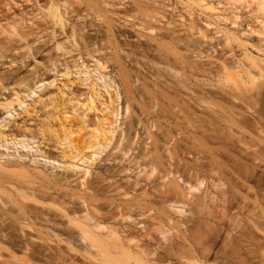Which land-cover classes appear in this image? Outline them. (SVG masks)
<instances>
[{"label":"rangeland","instance_id":"1","mask_svg":"<svg viewBox=\"0 0 264 264\" xmlns=\"http://www.w3.org/2000/svg\"><path fill=\"white\" fill-rule=\"evenodd\" d=\"M256 1L253 2L252 7L257 5L259 2L264 3V0ZM16 2L17 4L13 8L10 7V9H8V7H2L3 13L0 15L2 16L1 21L3 20L2 24L10 22L11 18L19 19L23 17L24 21H29L26 23L27 26L29 25V28L31 26L30 24H33L32 29L26 28L25 31L31 30L36 32V29H40L41 26L38 25V17H36L38 16V12L35 11L33 2L25 3L23 0H16ZM223 15H228V13ZM247 17L250 21L255 20L251 15L250 17H252V20L249 15ZM260 18L263 19V16H260ZM260 18L258 19L259 21ZM45 27H47V25H45ZM38 31L39 30H37V32ZM90 34L93 36L94 33L92 32ZM28 38L30 41L32 40L31 36ZM66 47L67 51L71 50L72 52L66 54L65 56H61L60 52H58L57 55L52 53L54 58H56V56L60 58L59 64L67 63L68 66L75 64L78 66L84 65L86 68L92 70L93 62L85 56L84 48L81 44L77 43V46L68 44ZM79 52L80 54L83 53L81 54L80 61L77 60L80 56ZM72 56L77 62H73ZM134 60L130 62V59L127 58L122 61L117 59L115 56L112 57L109 64H107V66L109 65L107 72L110 70L114 71L108 75L107 72H105L102 78H100V82H98L102 91L101 95H98V93L96 94V91L91 89L89 86L85 87L79 83L73 84L70 87L69 83L76 79L74 76H69L67 78L59 77L57 79H54L52 75L46 76V81L43 85H38L33 89L31 94L30 92L24 93V91L29 89V85H27V83L26 86H20L18 88L19 90H16V92L21 91L19 94L22 97L25 96V99H22L24 102L23 105L18 106L16 104L15 109L12 112L0 119V124L11 126L13 122H16L15 125L21 126L23 129L30 130L35 134L39 132L40 128H42V130L47 129V138L52 140L45 149L51 157H55L56 159H47L45 154H43V152L38 148V142L36 140L30 141V138L25 136L14 141V144H17V153L24 155V159L19 160L21 166L24 168L28 167L27 169L30 168L29 170L32 169L34 172L41 171L43 169V174L48 176L50 180L52 178H59L60 173L61 175L63 172L66 173L63 169L67 167V163H70V158L68 157V155H70L69 152L78 153L83 151V155H87L91 152L88 147L92 145L91 136L92 134H95V130L102 127L104 123L111 124L109 127V130L112 132L110 143L106 149L103 150V148H100L93 157L95 159L98 156V159H104L108 156L107 158L110 160V163H103L105 161L101 162V165L99 164L100 162L96 163L93 161H90L88 165L78 163V168H70L71 170H68L69 172L67 171L65 174L68 176L75 173L80 174L84 169H86L88 170L86 180H94L93 182H97L95 181L96 179L100 180V182L105 179L107 180V182L104 181L100 185L97 184L99 181L96 184L94 183L96 190L92 187L88 191L90 194L88 195L89 197L86 198V209L89 210L92 215L94 211L97 212V214H100V217L104 218H108V216L110 217L112 211V216H115V214L116 216L117 214L120 215L117 217L118 219L122 214V217L126 215L127 217L125 216L121 218V220L119 219V226L122 228L125 227L126 229L127 227L130 228L129 231L132 236L130 237L133 238L131 239L129 237V240L131 239L130 245H135L133 247L134 249L130 247L133 251H138L139 248L140 250L142 248L141 251L147 249L150 253L155 254L154 252L156 250L158 254H161V251L167 247L166 243L168 245L172 242V240L175 241L174 243H177V241H179L177 236L179 237L180 231H186L187 227L190 228L191 224H195L199 226L200 231L199 233L197 232L198 234H203L204 236L208 235L210 237L212 236V241L209 242V245L211 246L210 250L213 253L210 254L211 256H208L210 259H207V262L204 264H264V93L261 92L264 90V86L262 87L261 85V81L263 83L264 78H259L261 80L256 79L253 85L254 90L252 89V91L255 92L253 93L250 91L251 94L250 92L247 94L241 93V97L239 98L238 96V102L233 99L230 101L221 100L220 102V99L218 98H206L204 100L202 97L205 96V92H202L200 82H196V80L189 77L188 74L186 76V73L183 74V72L180 71L182 72H178L180 75H174L169 72L168 74L167 72L163 73L161 71L162 74L161 72H157L160 76L156 75V72H154L153 75L145 72V67L148 68L149 65L148 62L146 63L145 60L143 62L141 58H134ZM41 61V57H38L37 62L41 63ZM27 65H30L27 69L29 70L34 64L33 62L28 61ZM45 66L46 65H42L39 67L41 74L46 72V69L44 68ZM32 73H29V75ZM155 75L159 76V79L158 77H154ZM175 77L178 78V80H176ZM183 77H185L184 80ZM28 79H31V77H28ZM82 80H90V75H81L79 81ZM159 80L161 81L159 82ZM164 80L172 84H182L186 88L183 89L184 87H182L180 92L181 94H178L179 97L176 96V101L178 102L177 104H174L175 102H171V104L168 105L165 103L163 99L165 91H163L164 86L162 85L164 84ZM184 83H187L186 86ZM197 83L199 84L196 85ZM259 83L260 86H258L259 89H257L256 87ZM63 84L67 87L60 88ZM13 88L14 87H9L8 90L4 91V94L6 96L10 95V91L13 90ZM188 88L194 89L191 90ZM160 89H163V92L160 91ZM187 89L188 92L186 91ZM189 90L191 92H189ZM192 91L195 92L192 93ZM158 93L160 94L158 95ZM27 95L29 96L27 97ZM242 96H245V98ZM259 98H263V101ZM241 99H245L244 101H247L244 102ZM37 100L44 101V103H34V101ZM52 100H54V103H52ZM203 100L207 101L205 103H208V105L204 104ZM231 101L235 102V104H239H233L235 107H232L233 105H231ZM172 104H174V106ZM227 107L235 111L240 109V112L238 111L239 114L243 113L241 115L236 113L235 116L234 112L233 116V111H229V108ZM32 108L33 110L31 111ZM255 110H257L258 113ZM228 113L229 115H232L229 117L226 116ZM225 118L230 121L227 120L225 122ZM64 119L67 121L66 124H62ZM134 120L139 122V129L136 130L135 133H132V123ZM234 123L240 124L236 125ZM52 130L55 132L50 135ZM64 131L69 133L71 144L70 149H66V153L63 156L62 150L64 147L57 148L56 139L62 138ZM54 135H56V138H54ZM132 140L135 146L133 145L130 148ZM9 152V150L5 151L7 156L10 155ZM111 162L114 163L112 164ZM91 164H93V166H91ZM32 170L31 172H33ZM101 178L103 180H101ZM22 180L24 182L29 181L27 178H23ZM109 180H113L112 184L113 182L114 184H108L110 183ZM135 181H139L137 182L138 184L136 183L138 187L134 188L136 191L130 189V186L132 183L135 184ZM37 182L38 181L36 180V186L33 185L31 187L36 193L33 197L35 200L31 199L35 201L34 204L30 203H33L31 200H27L29 202L27 203L26 200L23 201L22 198V200H20V198L18 199V196H15L16 194L14 193V190H9L12 198V200L10 198L11 202L7 196H4V198H6L4 201H0V264H39L40 262V264H63V258L66 259L67 264H88L89 262L86 258H83L87 257L84 249L82 251L81 248L78 249L77 247V250L76 247H73L70 244L68 247L66 245H68L69 242H65V240L68 241L67 234L70 232L69 227L72 228V226L68 227L66 224V222L68 223L72 218L69 215H74V217L77 215V217H79L86 213L84 211L83 213L78 209L79 206L77 207L75 205V203L78 205L79 201L76 194L77 189L75 187L72 188L71 186L66 188L62 187L63 189L60 187L62 190H59L58 187H52L53 185H51L52 188L47 187L48 190H46L41 181V186H39L41 183ZM117 186H119L117 188L119 189L117 190L118 193L117 191H114L116 190L114 187ZM67 188H69V190ZM98 188L99 191L97 190ZM183 188L186 189V191ZM107 189L110 190V193ZM58 192H60V198ZM104 193H107L108 195ZM115 193L118 195L116 194L117 196H114ZM126 193L127 195H124ZM110 194L114 195L112 196ZM139 194L142 195L140 196ZM47 195L50 196L49 199ZM174 195L177 196L175 197ZM70 196H76V198L74 199ZM41 197L45 198L43 199ZM124 197L132 212L128 209V206L125 205L126 201ZM89 198L90 201H88ZM60 199H63V204H68L67 206L73 202L74 204H70V209V207L68 208L67 206H63V204L61 205V203H59L61 201ZM177 201H181L182 203ZM39 202H41L42 205ZM173 202H175V204ZM116 203L119 204L117 205ZM167 203H170L169 205L180 206L182 214L179 218L172 214L173 212L168 208L169 205ZM55 204L58 207H61V209L65 207L62 211H68V216L66 214L64 216L63 213L61 214L60 208H58L60 210L58 212ZM160 204L163 205L161 206ZM51 205L54 206L52 207ZM205 205L207 209L205 208ZM90 206L94 210L91 209ZM124 206L127 208H124ZM100 207L102 210H100ZM115 208L118 211H116ZM160 208L161 210L165 209L161 211ZM68 209H70L72 213ZM75 209L81 211L80 214H82H77L76 212L78 211H75ZM74 211L76 214L73 213ZM101 212L103 213L102 215ZM120 212L122 213L120 214ZM135 212L139 215L137 216V213ZM54 213H57V215L60 214L63 219H61L62 217L60 216L58 217L53 215ZM27 214H31V216ZM94 214V216L97 217V214ZM160 214L162 216H160ZM50 215H52L55 219L58 218V222L55 219L54 222L52 216ZM43 217H45L44 220L42 219ZM65 217L71 218L68 220ZM167 217H171L173 221H176L175 225L177 223H186L187 226L178 228L175 225L173 226V221H171L173 224L171 222L170 224H165L164 221L167 220ZM46 218H50L52 221H50V219H47L49 220L47 221ZM130 219L134 220H131L130 222ZM204 220L206 221L204 222ZM134 221L137 222V226H135L136 223H134ZM48 223L53 227H49ZM128 223H131V225ZM55 224H59V226H56ZM169 225L170 227L171 225L172 227H176L171 230V233L167 232V230H170L168 228ZM177 226H179V224H177ZM61 228L64 229L65 232L63 230L61 231ZM147 230L149 233H146L148 232ZM66 231L68 233H66ZM162 231L164 235L161 233ZM52 232H55L54 236ZM61 232L62 234H65L60 235L59 233ZM22 233L24 234V238ZM48 234L51 236H48ZM123 234L122 236H125L126 233L124 235ZM55 236H58L57 238L60 237V239H57ZM169 236L170 240L167 241ZM175 238L177 240H175ZM35 239L40 240L38 242L35 241ZM62 239L63 241H61ZM136 239L138 244L141 243L140 247L137 246L138 249L136 248V245L138 244H133L137 242ZM45 240L50 241L51 243H47ZM36 242L38 244H35ZM39 246H43V248H40ZM70 247L74 248L72 249L73 251L68 250ZM144 252L149 253L147 251ZM59 253L62 254H60L61 258H59ZM157 253L155 255H157ZM77 259L79 260V263ZM66 261L64 260V264H66Z\"/></svg>","mask_w":264,"mask_h":264},{"label":"bare ground","instance_id":"2","mask_svg":"<svg viewBox=\"0 0 264 264\" xmlns=\"http://www.w3.org/2000/svg\"><path fill=\"white\" fill-rule=\"evenodd\" d=\"M254 1H256V0H23V2H25V3L33 2V6H35V11L38 12V16H36V17H38L37 18L38 25H40L41 27H40V29H36V32H33L31 30L25 31L26 28L32 29L33 24H30L31 26L29 28V25L28 26L26 25V23H28L29 21L28 22L24 21L23 17L19 18V19L11 18L10 22H5V24H2L3 20L1 21L2 16H0V22H1L0 23V119L3 116L8 115V113L12 112L15 109L16 104L18 106L23 105L24 102L22 101V99H25V96L22 97L19 94V92H21V91L16 92V90H19L18 88L20 86H22V85L26 86V83H27V85H29V87H28L29 89L27 91H24V93L30 92V94H31V92H33L34 88H36L38 85H43V83L46 81V79H45L46 76H49V75H52L54 79H57L59 77L67 78L69 76H74L76 79L73 82L69 83L70 87L73 84L79 83L80 85H83L85 87L89 86L91 89L96 91V94L98 93V95H101L102 91H101V88H100L98 82H100V78H102L103 74L105 72H107V69L109 68V65L107 66V64H109V61L114 56L117 59H120L122 61L128 58V59H130V62L132 60H134V58H136V59L141 58L143 60V62L145 60V62L146 63L148 62V64H149V65L147 64L148 68L145 67L146 68L145 72L151 73L153 75H154V72H156L155 74L160 76V74H157V72H161V71L163 73L169 72L170 74H174V75L175 74L180 75V73H182V72H183V74L186 73V76L188 74L189 77L194 78L196 80V82L197 81L200 82V84L202 86V92H205V94H204L205 96L202 97L204 100L206 98L207 99L218 98V99H220V102H221V100H223V101L229 100L230 101L231 99H233L234 101L237 100V102H238V96L240 98L241 93L247 94L250 91H252L254 81L256 79L258 80L259 78H264V3L259 2L258 4L256 3L257 5H254V7H252ZM16 4H17L16 0H0V15L3 13L2 7L3 8L8 7V9H10V7L13 8ZM225 13H228V15H223ZM246 15L247 16L249 15V17H250V15L253 16V18L255 20H252V17H250L252 21L248 20L247 19L248 17ZM259 15L261 17L263 16V19H261ZM258 16L260 18V21L258 20L259 19ZM33 18L36 19L35 17H33ZM5 20L8 21L7 19H5ZM45 25H47V27H45ZM37 30H39V31L37 32ZM92 32L94 33L93 36L90 34ZM30 36L32 37L31 41L28 38ZM77 43H79L83 46L85 56H87V58L90 59L91 62H93L92 70H90L89 68H86L84 65L78 66L77 64H75L72 66H68L67 63L59 64L60 58L58 56H56V58H54V56L52 55V53H55L57 55V53L60 52L61 56H65L66 54L72 52L71 50L67 51L66 46L68 44H71L73 46H77ZM44 52H45V54H44ZM81 54H83V53H81ZM81 54L79 52L80 56L77 55V56H79L77 58L78 61H80V59H81L80 58ZM38 57H41V59H42L41 63L37 62ZM82 58H83V56H82ZM72 60H73V62H77L76 60H74L73 56H72ZM28 61H31L34 64L33 67L29 70H27L30 67V65H27ZM42 65H46L44 67L46 69V72L44 71L45 73H43V74L40 73L41 70L39 69V67ZM79 68H80V71H79ZM113 71L114 70H110L109 72H107V75L111 74ZM180 71H182V72H180ZM23 72H24V74H23ZM135 72H137V71H135ZM162 72H161V74H162ZM178 72H180V73H178ZM29 73H32V74L29 75ZM88 74L90 75V80L79 81V78L81 75L85 76ZM156 75L154 77H158V79H159V76H156ZM28 77H31V79H28ZM147 77H148V75H147ZM181 77H179V78H181ZM184 78L185 77H183V80H184ZM176 80H178V78H176ZM259 80H261V79H259ZM150 81H152V80H150ZM160 81L161 80H159V82ZM184 84L186 86L187 83H184ZM198 84L199 83H197L196 85H198ZM162 85L164 86L163 87L164 90L163 89L162 90L165 91V96L163 97L165 103L167 105L171 104V102L172 103L175 102L174 104H177L178 102L176 101V96H178V94L181 92L182 87H184V86L182 84H181L182 85L181 86L178 83L172 84V83L166 82L165 80H164V84H162ZM261 85H262V87L264 86V79H263V83L261 81ZM258 86H260V83H259V85H257V87H256L257 89H259ZM9 87H11V88L14 87V88H13V90L10 91L11 94L6 96L4 94V91L8 90ZM65 87H67L65 84L60 86V88H65ZM190 87H191V85H190ZM183 89H186V88L184 87ZM188 89L192 90L194 88H188ZM188 89L186 90L187 92H188ZM162 90L160 89V91H162ZM196 90H197V88H196ZM186 91H185V93H186ZM189 92H191V91L189 90ZM194 92L192 91V93H194ZM261 92L264 93V90H262ZM159 94L160 93H158V95ZM250 94H251V92H250ZM259 94H260V92H259ZM29 95H27V97ZM255 95H256V93H255ZM235 97H237V98H235ZM242 97L245 98V96H242ZM263 98L262 99L259 98V99H261L263 101ZM161 100H162V98H161ZM241 100L244 101L245 99H241ZM246 101H244V102H246ZM36 102L44 103V101H41V100L34 101V103H36ZM205 102H207V101H204V104H206ZM231 102H232L231 105L235 104V102H233V101H231ZM52 103H54V100H52ZM174 104H172V105L174 106ZM206 105H208V103ZM235 105H233L232 107H235ZM229 107H227V108H229ZM239 108H241V107H239ZM32 110H33V108L31 109V111ZM221 110H222V108H221ZM227 111H228V109H227ZM229 111H231V112L233 111V113H232L233 116H234V112H235V116H236V113L239 114L240 109L238 110L239 111L238 112L237 110L235 111V110H233V109L231 110L229 108ZM255 111L257 112V110H255ZM224 112H225V110H224ZM242 113H240L239 115H241ZM231 115H229V113H228V115H226V116L229 117ZM221 119H223V118H221ZM237 119H239V118H237ZM227 120L230 121L229 119H227ZM227 120L225 118V122ZM257 120H260V119H257ZM235 122H237V121H235ZM245 122H246V117H245ZM257 122H260V121H257ZM15 123L16 122H13V124L11 126H7L6 124L5 125L0 124V149H1L0 150V201H4L6 199V198H4V196H7V198H9V200H10L11 193L9 192V190H11V191L14 190L15 192L14 191L13 192L16 194L15 196H18L17 198L18 199L20 198V200H22V199H23V201L26 200L27 203H29L28 201L31 199L35 200V198H33V197L36 193L31 187L33 185H35L36 180L38 182L41 181L44 184L46 190H48L47 187L49 188V187H51V185H53L52 187H58L59 190L62 187L63 188L71 187V186H72V188L75 187L77 189L76 194H77V198L79 200V201L77 200L78 205H77V203H75V205L77 207L79 206L78 207L79 210H81L82 212L84 211L86 213L81 215L82 214V213L80 214L81 211H79L78 209H75V211L76 210L78 211L76 213L81 215V216L77 217V215H76L74 217V215L73 216L69 215L72 218L71 217H69V218L65 217L68 220L71 218L68 223L66 222V224L68 227L72 226V228L69 227L70 232H69V234H67L68 235V241L65 240V242H67V243L69 242L68 245H66L68 247L71 245L73 247H76V249H77V247H78V249L81 248L82 251L84 249L85 250L84 252L86 253L87 257H83V258H86V260L89 262L88 264H201V263L204 264L207 262V259H210L208 256H211L210 254L213 253V252H211V250H210L211 246L209 245V242L212 241L211 240L212 236L210 237L208 235L204 236L203 234H198L200 231L198 225L191 224L190 228L187 227V229H189V230L186 229V231L184 230L181 232L180 231L181 228L184 226L186 227L187 224L185 223L186 224L185 225L182 223H177V224H179V226H177V224L175 225L176 221H173V219L171 217L170 218L167 217L168 221L167 220L164 221L165 224H170V222L173 221L174 224L171 222L173 224V226L175 225L178 228L181 227L180 230H178V231H180L179 237L177 236V238H179V241H177V243H174L175 241L172 240V242H170L168 245L166 243L167 247L166 248L164 247L165 249L160 247L163 249L162 251L160 250L161 254H158L157 251L155 250L154 253L155 254L157 253V255H155L153 253H150V251H148L145 248H143V249H145L144 251H147L149 253L141 251L142 248H141V250H140V248L138 249V247H140L141 243L138 244L137 239H136L137 242L134 241L135 243H133V244H136V243L138 244V245H136V248L138 249V251L136 250V248H135L136 251H133V249H134L133 247L135 245L134 246L130 245L131 244L130 241H131V239H133V238H131L132 236H131L130 231H129L130 228L127 227V229H128L127 230L125 227L122 228L119 226L120 225L119 219L121 220V218L125 217L126 215H124L122 217V215H123L122 214L121 217L118 219L117 217L120 215L117 214V216H116V214L114 213L115 216L114 215L112 216V214H113V211H112V214L110 217L108 215H106V216H108V218H104V217H100V214H97V212L94 211V213L97 214L96 215L97 217H95L94 213L92 215L89 212V210L86 209L87 208L86 198L89 197L88 195L90 194L88 192L89 189L92 187L94 189L96 187V186L94 187V183L96 184L99 181V183H97V184L100 185L104 181L107 182V180L105 179L104 181H101V182L98 179L95 180L97 182H93L94 180L93 181L92 180H90V181L86 180L87 179L86 175L88 173V170H86V169H84L83 172H81L80 174L79 173L78 174L75 173L72 175L69 174L70 176L65 175V174L67 173L68 170H71L72 168L73 169L78 168V165H77L78 163H80L82 165H88L90 161H93L96 163L100 162L99 163L100 165H101V162H103V161H105L103 163H106V162L110 163V160H108V158H107L108 156L105 157L106 159L104 158L105 160L104 159H98V156L95 159L93 157L95 156V154L98 152V150L100 148H103V150H104L107 148L108 144L110 143L111 137H112V132L109 130V127L111 126V124L104 123V125L102 127L95 130V134H92V136H91V144L92 145H90L88 147L91 152L88 153L87 155H83V151H80L78 153L69 152L70 155H68V157L70 158V163H67L66 164L67 167H65L63 169L66 172V173L63 172L64 174L62 173V175H64V176H62L60 173L59 178H54V179L52 178L53 180L52 179L50 180V178H48V176H45L43 174L44 173V171H42L43 169L41 170L42 172L41 171L34 172L31 169L33 171V172H31V170H29L30 168L27 169L28 167L27 168L22 167L19 160L24 159V155L17 153L18 152L17 144H14V141L18 140L19 138H23L25 136H28L30 138V141L36 140L38 142V148L43 152V154H45V157L47 159L56 160L55 157L54 158L51 157L50 154L48 152H46V149H45L46 146L49 145V142L52 140V139L47 138L46 133H48V130L47 129L42 130V128H40L39 132L37 134H35V133H32V131H30V130L23 129V128H21V126L15 125ZM66 123H67V121H66V119H64V121H62V124H66ZM234 124H236V123H234ZM237 124H240V123H237ZM233 126H235V125H233ZM138 129H139V122L137 120H134L132 123V133H135V131ZM54 132L55 131L52 130L50 135H52V133H54ZM54 138H56V135H54ZM56 140H57L56 141L57 148L64 147V149L62 150V153L64 156V154L66 153L65 150L70 149L71 139L69 137V133L67 131H64L63 137L60 139H56ZM132 143H133V140H132ZM132 143L130 144V148L133 145L135 146V144L134 143L132 144ZM7 150L10 151L9 156H7L5 153V151H7ZM122 158H123V155H122ZM112 161H114V160H112ZM128 161H130V160H128ZM115 165H116V163H115ZM24 166H26V165H24ZM91 166H93V164H91ZM132 168H131V170H132ZM126 172H127V170H126ZM100 176H102V175H100ZM21 178L22 179L27 178L29 181L24 182ZM102 178H101V180H103ZM113 178H114V176H113ZM112 181H110V183H108V184H112ZM137 182H139V181H137ZM137 182L135 181V184L132 183V185L130 186V189L135 190L134 188L138 187ZM42 183L40 185L39 184L38 185L41 186ZM113 184H114V182H113ZM106 186H108V185H106ZM97 187H98V185H97ZM118 187L119 186L114 187L116 190H114V189H112V190L117 191V190H119V189H117ZM141 187H143V186H141ZM40 189H41V187H40ZM54 189H56V188H54ZM67 189L69 190V188H67ZM109 189H111V188H109ZM35 190H36V188H35ZM94 190H96V188ZM97 190L99 191V188ZM168 190H170V189H168ZM178 190H180V189H178ZM178 190H176V191H178ZM184 190L186 191V189H184ZM107 191L109 192L110 190L107 189ZM114 191H113V193H114ZM187 191H188V189H187ZM43 192H44V190H43ZM55 192H57V191H55ZM120 192H121V190H120ZM117 193H118V191H117ZM117 193H115V195L114 194L113 195L117 196L118 195ZM183 193H181V194H183ZM185 193H187V192H185ZM58 194H59V198H60L61 197L60 192H58ZM104 194H107V193H104ZM110 195H112V194H110ZM124 195H127V193ZM49 197L50 196H48V199H49ZM68 197H67V199H68ZM41 198H43V197H41ZM71 198L75 199L76 196L71 197ZM124 199H125V197H124ZM132 199H130V200H132ZM11 200H12V198H11ZM11 200H10V202H11ZM34 200H31V201H33V203L32 202H30V203L34 204V202H35ZM57 200H53V201H57ZM61 201L59 203H61V205H62L63 199ZM88 201H90V198L88 199ZM125 201H126V199H125ZM135 201H136V199H135ZM14 202H15V200H14ZM111 202H112V200H111ZM177 202L180 203L181 201H177ZM205 202H206V200H205ZM16 203H17V201H16ZM39 203L42 205L41 202H39ZM59 203H57V204H59ZM113 203H115V202H113ZM173 203L175 204V202H173ZM70 204H74V202L70 203ZM70 204H69V206H67L68 204L66 205L64 203L63 206H67L68 208L70 207V209H71ZM94 204H95V202H94ZM133 204H135V203H133ZM43 205H45V204H43ZM75 205H74V207H75ZM125 205L128 206L127 201H126ZM36 206H39V205H36ZM51 206L53 207L54 205H51ZM56 206H55V208H56ZM148 206H150V205H148ZM42 207H39V208H42ZM58 208H60L61 211ZM64 208L65 207H63V209ZM124 208H127V207L124 206ZM168 208L173 212L172 214L174 216H177L178 218L181 216L182 211H181L180 206L169 205ZM205 208L207 209L206 205H205ZM63 209H61V207L57 206L58 212L60 211L61 214L63 213L65 216V214L67 215L68 211L67 212L65 211L66 212L65 213L62 211ZM70 209H68V210L70 211ZM72 209L74 210L73 207H72ZM91 209H93V208L91 207ZM128 209L130 210L129 206H128ZM131 209H133V208H131ZM20 210H22V209H20ZM100 210H102L101 207H100ZM115 210H116V208H115ZM122 210H124V209H122ZM160 210H161V208H160ZM163 210H161V211H163ZM41 211H42V209H41ZM45 211H47V210H45ZM75 211L73 213H75ZM96 211H97V209H96ZM116 211H118V210H116ZM70 212L72 213V211H70ZM122 212H125V211H122ZM122 212H120V214ZM57 213L56 214L54 213L53 215H56L58 217L59 216L62 217L60 214L57 215ZM135 213H137V212H135ZM102 214L103 213L101 212V215ZM109 214H110V212H109ZM161 214H160V216H162ZM27 215H29V214H27ZM40 215H42V214H40ZM98 215H99V218H98ZM138 215L139 214L137 213V216ZM29 216H31V214ZM50 216H52V215H50ZM104 216H105V214H104ZM45 217H43L42 219L44 220ZM38 218H40V217H38ZM50 218H46V220L50 219ZM52 218H53V220L55 219L53 216H52ZM61 219H63V217ZM55 220H57V222H58L59 219L57 218ZM55 220H54V222H55ZM131 220H134V219H130V222H131ZM159 220H161V219H159ZM47 221H49V220H47ZM50 221H52V220L50 219ZM205 221L206 220H204V222ZM63 223H64V221H63ZM134 223H136L135 226L138 225L136 221H134ZM50 224H51V222H50ZM66 224H65V226H66ZM128 224L131 225V223H128ZM48 225H49V223H48ZM57 225L59 226V224H57ZM107 225H111V226H107ZM161 225H163V224H161ZM50 226L51 225H49V227ZM208 226H210V225H208ZM22 227H23V225H22ZM26 227H27V225H26ZM51 227H53V226H51ZM171 227H172V225H171ZM171 227L169 225L168 228L170 230L169 231L167 230V232L171 233V230L173 228H176V227H172V228ZM205 227H206V225H205ZM164 228H165V226H164ZM124 229L127 231H125ZM62 230L64 231V229L61 228V231ZM43 231H45V230H43ZM54 231H55V229H54ZM58 231L60 232L59 229H58ZM54 233H53V236H54ZM66 233H68V232L66 231ZM123 233L125 234V236H122ZM146 233H149V231ZM161 233L163 234V231ZM57 234H55V235H57ZM59 234L64 235L65 233L62 234V232H61ZM22 235L24 238L23 233H22ZM48 236H51V235L48 234ZM129 237L131 238L130 240H129ZM137 237H138V235H137ZM52 238H54V237H52ZM143 238H145V237H143ZM57 239H60V237ZM63 239L61 241H63ZM65 239H67V238H65ZM150 239H152V238H150ZM171 239H173V238H171ZM39 240L35 239V241H38V242H39ZM169 240H170V236H169V239L167 241H169ZM175 240H177V239L175 238ZM45 241H47V240H45ZM49 242L50 241H47V243H49ZM18 243H17V245H18ZM67 243H65V244H67ZM5 244H6V242H5ZM13 244H15V243H13ZM35 244H38V243L36 242ZM59 244H60V242H59ZM62 244H63V242H62ZM148 246H149V244H148ZM159 246H158V248H159ZM39 247L43 248V246H39ZM130 247L133 249H131ZM63 248L66 249L65 247H63ZM23 249H24V247H23ZM33 249H34V247H33ZM37 249H38V247H37ZM72 249H74V248L70 247V249H68V250L71 251ZM60 254L61 253H59V255ZM43 255H44V253H43ZM61 255L59 258H61ZM64 256L67 257L66 255H64ZM28 257H29V255H28ZM57 258H58V256H57ZM74 258H77V257H74ZM63 259L66 261L65 258H63ZM64 260H63V264H64ZM242 262H245V261H242ZM49 263H51V262H49ZM53 263H54V261H53ZM55 263H56V261H55ZM78 263H79V260H78ZM220 263H221V261H220ZM66 264H67V261H66ZM226 264H229V263H226Z\"/></svg>","mask_w":264,"mask_h":264}]
</instances>
